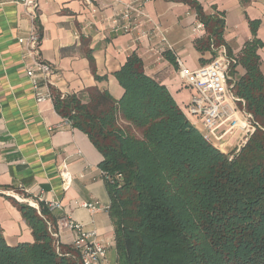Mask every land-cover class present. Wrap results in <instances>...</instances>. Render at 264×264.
Wrapping results in <instances>:
<instances>
[{"label":"trees","instance_id":"trees-1","mask_svg":"<svg viewBox=\"0 0 264 264\" xmlns=\"http://www.w3.org/2000/svg\"><path fill=\"white\" fill-rule=\"evenodd\" d=\"M206 36L198 48L219 42L223 18L194 4ZM248 41L234 58L241 64L233 89L253 116L255 129L235 151L206 141L167 87L128 57L115 73L119 99L91 90L61 97L56 111L87 134L102 155L110 197L117 264H264V76ZM33 241L9 245L0 235V264H82L78 251L48 228L56 219L17 202Z\"/></svg>","mask_w":264,"mask_h":264},{"label":"crops","instance_id":"crops-1","mask_svg":"<svg viewBox=\"0 0 264 264\" xmlns=\"http://www.w3.org/2000/svg\"><path fill=\"white\" fill-rule=\"evenodd\" d=\"M130 1L38 0L34 12L39 51L54 68L56 92L87 96L95 89L119 99L123 88L115 73L135 54L145 73L165 85L186 114L193 90L180 78L176 58L196 69L209 63L221 49L236 58L253 38L259 42L257 53L264 76V0H148L144 9L153 24L141 23L133 33L111 32L109 18ZM194 4L223 18L221 39L212 41L208 48L196 44L206 31H192L198 21ZM30 12L19 0H0V235L9 245L33 241L32 229L15 201L21 202L18 197L36 200L42 190L45 198L57 199L63 205L60 211L50 212L56 220L68 214L85 229L95 230L96 239L107 245L101 264H117L110 197L100 166L102 155L86 133L63 123L52 100L36 102L26 76L29 58L18 37L31 27ZM154 25L165 32L173 50L161 42ZM235 70L236 75L229 74L231 81L244 72L241 64ZM196 128L199 130L198 124ZM239 136V130L222 126L213 132L211 143L229 152ZM62 164L72 176L67 190L59 176ZM93 202L98 203V210L82 206ZM72 239L69 231L58 235L63 244H72Z\"/></svg>","mask_w":264,"mask_h":264},{"label":"built area","instance_id":"built-area-1","mask_svg":"<svg viewBox=\"0 0 264 264\" xmlns=\"http://www.w3.org/2000/svg\"><path fill=\"white\" fill-rule=\"evenodd\" d=\"M148 0H131L125 4L124 9L116 16L109 18L108 27L113 33H133L138 30L141 23H151L153 21L144 9V4ZM30 12L32 19L28 33L18 37V42L22 45L24 53L29 58L26 67V76L32 86V91L36 102H43L53 99L54 88V68L40 55V36L36 29L34 9L38 6V0H19ZM154 28L159 32L161 42L169 50H173L167 43L165 32L159 26ZM194 34H204L205 25L197 21L192 28ZM178 74L183 83L193 90L191 98L186 106V114L191 122L199 125L202 137L211 143L213 132L218 127H225L230 131L239 130L240 136L234 147L237 151L246 141L248 135L255 129L256 123L252 114L244 107L243 100L238 97L233 89L230 79V66L235 63L234 57L227 55L224 49L216 55L209 63L190 69L184 65L182 60L176 58ZM64 97V95H60ZM64 124H70L69 119L64 118ZM59 176L61 185L67 190L72 183V176L65 164L59 166ZM103 172V171H102ZM104 176L105 173L103 172ZM26 192H30L29 189ZM36 200L25 197H18L21 202H28L39 211V203H43L49 212L60 211L62 203L57 199H47L40 190L36 194ZM82 206L95 211L99 209L98 203H83ZM48 228L51 234L58 239L60 231L73 233L72 246L78 251L82 264H101L106 256L107 245L96 239L95 230L85 229L82 223L78 222L68 214L57 218L55 226L50 222Z\"/></svg>","mask_w":264,"mask_h":264},{"label":"rangeland","instance_id":"rangeland-1","mask_svg":"<svg viewBox=\"0 0 264 264\" xmlns=\"http://www.w3.org/2000/svg\"><path fill=\"white\" fill-rule=\"evenodd\" d=\"M231 144H233V143H231Z\"/></svg>","mask_w":264,"mask_h":264}]
</instances>
